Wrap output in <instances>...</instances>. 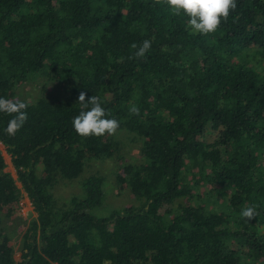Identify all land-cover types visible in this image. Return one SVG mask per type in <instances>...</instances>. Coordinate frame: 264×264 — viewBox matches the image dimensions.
Listing matches in <instances>:
<instances>
[{
  "label": "trees",
  "instance_id": "trees-1",
  "mask_svg": "<svg viewBox=\"0 0 264 264\" xmlns=\"http://www.w3.org/2000/svg\"><path fill=\"white\" fill-rule=\"evenodd\" d=\"M188 19L163 0H0V97L29 105L15 136L0 112L16 173L0 152V264H264V0H237L207 35ZM39 79L36 98L17 96ZM81 91L120 122L115 135L75 132ZM129 136L138 157L125 161ZM90 160L118 162L116 186L140 202L94 215L97 171L80 195L55 191Z\"/></svg>",
  "mask_w": 264,
  "mask_h": 264
},
{
  "label": "clouds",
  "instance_id": "clouds-1",
  "mask_svg": "<svg viewBox=\"0 0 264 264\" xmlns=\"http://www.w3.org/2000/svg\"><path fill=\"white\" fill-rule=\"evenodd\" d=\"M174 15L183 13L188 19V24L194 32L207 35L215 32L222 20H227L231 11L237 7V0H163ZM161 3V0H156ZM135 49L133 57L144 58L151 48V40L145 39L139 46L136 43L131 45ZM78 103L81 110L72 119V127L75 132L82 136H104L115 135L120 127V122L115 118H105V108L99 96L87 97L85 91L78 96ZM28 103L19 99H7L0 97V112L6 113L12 118L8 121L5 132L9 136L15 134L23 127L28 119L26 109ZM130 114L139 115V108L132 105L129 108ZM256 215V206L249 205L242 209L241 216L251 220Z\"/></svg>",
  "mask_w": 264,
  "mask_h": 264
},
{
  "label": "rangeland",
  "instance_id": "rangeland-1",
  "mask_svg": "<svg viewBox=\"0 0 264 264\" xmlns=\"http://www.w3.org/2000/svg\"><path fill=\"white\" fill-rule=\"evenodd\" d=\"M43 79L39 80H29L23 86L16 89L17 96L21 99L32 100L36 98L41 93V86L43 84ZM45 91L48 95L52 97H58L63 93V90L60 86L49 83L45 88ZM129 137L123 138L125 146L122 150V154L125 155L124 160L134 159L138 157V148L139 141L129 140ZM210 140L213 139V135H208ZM0 152L3 155L5 168L4 170L11 173V175L16 178L15 169L12 166L10 156L5 151L4 146L0 143ZM88 168L83 170V172L74 180L66 181L65 184H60V186L55 190L57 193L62 194L63 196L77 194L80 195V185L75 188V186L80 183V180L84 179L86 171L88 173L97 171L104 176V201L99 207H96L91 210V212L98 216H106L112 210L118 209L126 204H138L140 200L132 197L131 193L127 190H119L118 186L115 184V172L118 170V162L110 160H101V161H88ZM17 185L20 184L17 182ZM21 214L24 218L29 219L34 214L33 208L26 196L25 193H22L21 198Z\"/></svg>",
  "mask_w": 264,
  "mask_h": 264
}]
</instances>
